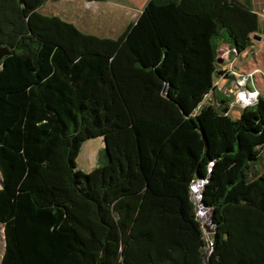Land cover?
<instances>
[{
	"label": "trees",
	"instance_id": "1",
	"mask_svg": "<svg viewBox=\"0 0 264 264\" xmlns=\"http://www.w3.org/2000/svg\"><path fill=\"white\" fill-rule=\"evenodd\" d=\"M46 1L0 0V264H264V97L231 118L214 84L219 43L262 32L252 1L148 0L115 38Z\"/></svg>",
	"mask_w": 264,
	"mask_h": 264
},
{
	"label": "rangeland",
	"instance_id": "2",
	"mask_svg": "<svg viewBox=\"0 0 264 264\" xmlns=\"http://www.w3.org/2000/svg\"><path fill=\"white\" fill-rule=\"evenodd\" d=\"M134 7L127 8V0H103L99 2L85 3L82 2V6H77L73 0L62 1H46L43 6L39 8V12L42 14L56 13L59 15L62 11L64 17L72 19L73 24L81 31L86 33H94L100 36H115L127 23V19L132 18V13L139 14L140 10L144 7L148 0H135ZM255 10L259 13L260 22L262 25V32L260 39H253L252 45H250L245 51L238 55L231 53V48L224 42H220L217 48L219 56V68L232 72L234 80L232 78H226L220 76L218 80H215L214 84L217 88V94H222L227 97L228 102V115L231 118H237L241 114L242 105L238 101V91L242 87L238 86L239 81H244L242 78H246V88L251 91H257V96L264 97V67L262 66V59L258 51L264 53V11L263 0H252ZM81 10H83L81 12ZM124 10V16L121 11ZM120 12V13H119ZM248 74H251L249 78ZM220 97L215 96V91L212 90L204 98L203 104L212 103L216 107L222 106L219 101ZM103 141L101 137L92 138L86 141L80 150L78 157L76 158V164L82 171H89L98 164V160L102 155L104 158ZM264 155V152L262 153ZM102 161V160H101ZM264 167V156L258 169ZM1 185V184H0ZM200 189V186H199ZM199 191L194 189V192ZM201 216L204 212L199 213ZM205 216V215H204ZM4 250V237L3 231L0 225V259Z\"/></svg>",
	"mask_w": 264,
	"mask_h": 264
},
{
	"label": "crops",
	"instance_id": "3",
	"mask_svg": "<svg viewBox=\"0 0 264 264\" xmlns=\"http://www.w3.org/2000/svg\"><path fill=\"white\" fill-rule=\"evenodd\" d=\"M58 1H62V0H58ZM103 1V0H102ZM138 1V0H137ZM252 1V0H251ZM73 2H76V4H77V6L78 7H80V6H82V2H85V3H90L91 4V2H99V1H86V0H73ZM263 2H264V0H263ZM135 4H136V1L135 0H127V4L125 5V7H127V8H131V7H134L135 6ZM252 4H253V2H252ZM80 9H82L81 7H80ZM255 9V8H254ZM83 10H81V12H82ZM141 11V10H140ZM263 11H264V5H263ZM120 13V12H119ZM124 10H122L121 11V14H123V16H124ZM140 13V12H139ZM259 14V13H258ZM48 15H56V13H50V14H48ZM132 15H133V17L132 18H129V19H127V23L124 25V27L122 28V29H120V31L118 32V33H116V35L115 36H107V37H112V38H115V37H117L119 34H120V32L126 27V25L130 22V21H133V20H135L136 18H137V16H138V14L136 13V16H135V14L134 13H132ZM57 16H59V17H61L62 19H65V20H67V21H70V22H74L72 19H70V18H68V17H64L63 16V13H62V11L60 12V14L59 15H57ZM94 34V33H93ZM252 45V44H251ZM258 53H260V57H261V59H262V66L264 67V53L261 51H258ZM218 78L219 77H217L216 78V80H218ZM101 139H102V137H101ZM103 145H104V142H103ZM94 168V167H93Z\"/></svg>",
	"mask_w": 264,
	"mask_h": 264
},
{
	"label": "water",
	"instance_id": "4",
	"mask_svg": "<svg viewBox=\"0 0 264 264\" xmlns=\"http://www.w3.org/2000/svg\"><path fill=\"white\" fill-rule=\"evenodd\" d=\"M253 39H260V35L255 34V35L253 36ZM10 53H11L10 48H8L7 46H2V45H0V60H2L4 56L9 55ZM200 184H201V181H199V182H194V183H193V189H197V187H198V189H199V185H200ZM196 192H197V191H196ZM199 196H200V194H199V192H197V194H196V196L194 197V199H196V201H199V200H200V199H199ZM200 212H204V215H205V216H204V215H203V216L200 215V217H201L202 220L205 221V225L208 226V222H210L209 210L205 209V207L202 206L201 203L198 205V213H200Z\"/></svg>",
	"mask_w": 264,
	"mask_h": 264
},
{
	"label": "built area",
	"instance_id": "5",
	"mask_svg": "<svg viewBox=\"0 0 264 264\" xmlns=\"http://www.w3.org/2000/svg\"><path fill=\"white\" fill-rule=\"evenodd\" d=\"M250 75L251 74H248L249 78H251ZM246 78L245 77L242 78L244 79V81L241 80L237 83L238 86L242 87V89L238 91L237 93L238 98H239L238 101L242 105V107L249 105V104H253L257 100V97H258L257 91H251L245 87Z\"/></svg>",
	"mask_w": 264,
	"mask_h": 264
},
{
	"label": "bare ground",
	"instance_id": "6",
	"mask_svg": "<svg viewBox=\"0 0 264 264\" xmlns=\"http://www.w3.org/2000/svg\"><path fill=\"white\" fill-rule=\"evenodd\" d=\"M200 189H201V187H200ZM200 189H198V190H200ZM201 191V190H200Z\"/></svg>",
	"mask_w": 264,
	"mask_h": 264
}]
</instances>
